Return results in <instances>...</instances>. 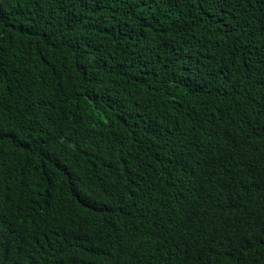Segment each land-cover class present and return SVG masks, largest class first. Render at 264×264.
I'll return each mask as SVG.
<instances>
[{
    "label": "trees",
    "instance_id": "obj_1",
    "mask_svg": "<svg viewBox=\"0 0 264 264\" xmlns=\"http://www.w3.org/2000/svg\"><path fill=\"white\" fill-rule=\"evenodd\" d=\"M0 264H264V0H0Z\"/></svg>",
    "mask_w": 264,
    "mask_h": 264
}]
</instances>
